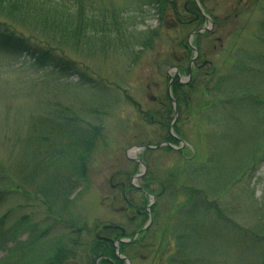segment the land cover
Masks as SVG:
<instances>
[{
	"label": "trees",
	"instance_id": "obj_1",
	"mask_svg": "<svg viewBox=\"0 0 264 264\" xmlns=\"http://www.w3.org/2000/svg\"><path fill=\"white\" fill-rule=\"evenodd\" d=\"M200 2L204 5V0ZM249 5L258 6L261 13L255 35L260 49L241 48L239 59L228 73H220L217 67L206 72L199 64L207 53L201 48V38L213 32L207 30L196 34L193 44L199 55L193 63L194 67L191 65L194 49L187 38L180 39L181 56H173L178 61L180 73L189 75L192 72V75L187 83L180 81L177 74L174 76L171 94L177 111L167 90L159 97L158 109L145 112L147 120L166 128L162 140L156 145L166 143L160 149L166 153L175 152L182 159L187 157V147L173 146L183 139L189 140L182 124L194 115L203 112L200 119L206 118L209 123L219 125V130L212 134L217 133L222 138L226 129H230V123L242 125L241 129L245 132L240 140L242 144L247 142V147L241 160L230 168V159H224L217 150H212V145L206 160L189 163L188 167L181 163L165 177H156L148 171V176L142 178L143 183L138 188L133 184L125 187L126 183L122 180L117 186L123 189L125 195L127 188L147 193L142 204L128 198V208L134 212V219L130 220L131 231L100 221H94L89 226L79 225L60 214L67 209L79 182L88 185L91 160L98 144L104 142L105 125L97 122L92 115L89 118L91 110L88 115H83L71 105L44 97L29 113L32 119L24 144L25 162L19 165V175L23 184L32 186L39 181L42 185L41 194L44 201H48V217L54 219L50 227L63 224L73 236L40 253H35L40 249L37 244L39 235L19 241L10 250L11 253L21 252L13 264H20L19 261L21 264H127L126 259L117 255L114 241L132 238L153 215L147 228L131 242H120L119 247L122 254L131 258H135L139 249H154L156 243L145 240L152 235L155 239L157 232L161 235L163 229L152 232L159 222V202L148 210L147 198L150 194L161 198L178 196L179 193L184 199L174 208V223L165 233L164 241L165 244L174 241L176 250L169 264L191 263V254L201 248L203 230L216 231V221L226 224L227 216L221 203L226 195L240 180L251 181L264 164V0L248 1L246 9ZM144 6L155 9L160 20L159 27L139 30L137 22L128 17L133 12L141 13ZM206 14L211 13L207 8L203 13L195 0L184 3L178 0H125L119 5L113 0H0V50L17 56L27 55L35 65L51 68L62 77L77 75L82 85L96 89L100 84L110 85L89 73L92 68L89 62L104 61L114 52L132 51L137 46L152 48L161 38L160 29L169 28V23L193 32L207 22ZM240 14L242 12L236 10L224 19L214 15L212 19L217 26H223ZM211 48L215 51L214 45ZM209 75V80H204ZM128 99L142 114L139 103L129 96ZM200 99L204 102L196 107L195 103ZM11 109L9 107L8 112ZM150 145L152 143L148 142L146 152L152 150L148 147ZM4 170L0 163V172ZM1 173L0 201H3L10 189H4L3 183L7 182ZM122 175H126L128 180L131 173L123 172ZM110 182H113V177ZM152 184H157L158 189L151 188ZM17 187L23 188L21 185ZM25 193L29 195V192ZM84 232L91 235L89 239H83Z\"/></svg>",
	"mask_w": 264,
	"mask_h": 264
},
{
	"label": "rangeland",
	"instance_id": "obj_2",
	"mask_svg": "<svg viewBox=\"0 0 264 264\" xmlns=\"http://www.w3.org/2000/svg\"><path fill=\"white\" fill-rule=\"evenodd\" d=\"M178 1L184 3L186 0ZM197 1L203 11L206 8L210 11L211 14L207 15L211 19L213 15L224 19L236 10L242 12L237 19L223 26H217L213 19L204 24L213 32L201 38V48L207 53L202 59L204 62L199 64L206 72L217 67L220 73H228L232 64L239 59L241 48L260 49L255 36L261 15L259 7L249 5L246 9L248 1L252 0H204V5ZM123 2L125 0H113L116 5ZM128 17L137 22L139 30L154 29L160 25L159 16L150 6H144L141 13L133 12ZM175 26L169 23V28H161V38L152 48L137 46L132 51L114 52L107 60L89 62L92 67L89 73L110 85L100 84L96 89L82 85L77 75L62 77L51 68L35 65L27 55L17 56L0 50V163L5 167L4 172L0 173L7 182L3 183L4 189H10L5 199L0 201V264H13L21 252L11 253V248L19 241L33 238V235H39L37 244L40 249L35 253L45 252L61 240L67 241L66 238L73 236L63 224L50 227L54 219L48 217V201H44L41 194L42 185L39 181L32 186L24 182L25 185L19 175V165L25 162L24 144L32 119L29 113L44 97L71 105L83 115H88L87 112L91 110L89 118L92 115L97 122L105 125L104 142L98 144L91 160L88 185L79 182L67 209L60 214L79 225L89 226L94 221H100L131 231L130 220L134 219V212L128 208V198L142 204L147 193L127 188L125 195L123 189L117 186L122 180L126 183L125 187L133 184L138 188L143 183L142 178L148 176V171H152L156 177H165L181 163L188 167L186 165L189 163L206 160L212 145V150H217L224 159H230V168L241 160L247 147V142L242 144L240 140L245 132L241 129L242 125L230 123V129H226L222 138L217 133L212 134L219 130V125L209 123L206 116L200 119L203 112L182 124L189 140L183 139L175 147H187L186 158L182 159L175 152L166 153L160 147L147 152L141 147L148 142L157 146L156 143L162 140L166 128L147 120L145 112L158 109L159 97L168 90L171 76L177 74L178 61L174 56L179 58L183 51L178 41L187 38L192 45L196 38V34L191 36V29ZM213 45L215 51L211 50ZM189 75L181 74L178 77L187 83L191 80ZM209 78L210 75L204 80ZM128 96L139 103L142 114ZM203 102L200 99L195 106L200 107ZM7 107H12L10 112ZM123 172L131 173L128 180L126 175H122ZM112 177L113 182H110ZM18 185L25 189H17ZM150 187L158 189L157 184ZM183 197L181 193L174 197L155 196V199L148 196L150 207L159 202V222L152 232L158 228L163 232L161 235L157 232L155 239V235H152L145 240L156 243L154 249L137 250L135 258L127 256V264L170 263V258L176 254L174 241L165 244L164 238L174 223V208L183 201ZM221 203L227 216L226 224L216 221V231L203 230L201 248L191 254L190 264H264V164L251 181L242 179L234 185ZM150 217L152 220L153 215ZM147 224H151L150 218ZM90 236L84 232L83 239ZM132 238L126 237L125 240ZM160 250L169 252L162 253Z\"/></svg>",
	"mask_w": 264,
	"mask_h": 264
},
{
	"label": "water",
	"instance_id": "obj_3",
	"mask_svg": "<svg viewBox=\"0 0 264 264\" xmlns=\"http://www.w3.org/2000/svg\"><path fill=\"white\" fill-rule=\"evenodd\" d=\"M197 1V0H196ZM198 2V1H197ZM198 7L201 9V7H200V5H199V3H198ZM201 11H203L202 9H201ZM210 22H211V20H210ZM210 29V27L209 26H204L203 28H201V29H198V30H196L194 33H192V36L195 34V33H199V32H203V31H205V30H209ZM176 70H178V69H176ZM174 80V78L172 77V79H171V83H172V81ZM171 83H170V87H171ZM149 147H151V148H155V146H149ZM135 159H137V158H135ZM139 159V158H138ZM139 161H141L140 159H139ZM142 162V161H141ZM145 165V164H144ZM153 197H154V195H152ZM154 199H155V197H154ZM154 201V200H153ZM153 204V203H152ZM151 205V204H150ZM150 221H151V219H150ZM149 224H147L144 228H146L147 226H148ZM143 230V229H142ZM141 231H138L135 235H134V238L140 233ZM134 238H132V239H128V240H125V239H119L118 241H116V243H115V245H116V248H117V253H118V256L119 257H121V258H126L124 255H122L121 254V252H120V249H119V246H118V243L119 242H121V241H131V240H133ZM129 260V259H128Z\"/></svg>",
	"mask_w": 264,
	"mask_h": 264
},
{
	"label": "flooded vegetation",
	"instance_id": "obj_4",
	"mask_svg": "<svg viewBox=\"0 0 264 264\" xmlns=\"http://www.w3.org/2000/svg\"><path fill=\"white\" fill-rule=\"evenodd\" d=\"M117 240H118V239H117ZM117 240L114 241V246H115V247H116L115 243H116ZM116 250H117V249H116Z\"/></svg>",
	"mask_w": 264,
	"mask_h": 264
}]
</instances>
